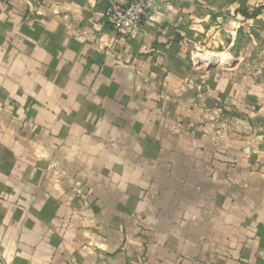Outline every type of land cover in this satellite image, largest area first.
<instances>
[{
  "label": "crops",
  "instance_id": "1",
  "mask_svg": "<svg viewBox=\"0 0 264 264\" xmlns=\"http://www.w3.org/2000/svg\"><path fill=\"white\" fill-rule=\"evenodd\" d=\"M104 8L0 0V264H264V0Z\"/></svg>",
  "mask_w": 264,
  "mask_h": 264
},
{
  "label": "built area",
  "instance_id": "2",
  "mask_svg": "<svg viewBox=\"0 0 264 264\" xmlns=\"http://www.w3.org/2000/svg\"><path fill=\"white\" fill-rule=\"evenodd\" d=\"M105 3L104 21L115 32L123 33L138 26L147 18L151 0H102Z\"/></svg>",
  "mask_w": 264,
  "mask_h": 264
},
{
  "label": "rangeland",
  "instance_id": "3",
  "mask_svg": "<svg viewBox=\"0 0 264 264\" xmlns=\"http://www.w3.org/2000/svg\"><path fill=\"white\" fill-rule=\"evenodd\" d=\"M240 25L236 24H231V25H227L225 26V34H226V42H222L219 44H214L212 43L211 45L208 46H200V47H195V51L193 53V63L195 64V66H199V67H204V68H215V67H221V68H227L230 66H233L237 63L238 61V52L241 48H244V44H242L243 42H237V45H235L234 47H230L228 46V44L230 43V35L232 32H235V30L238 29ZM234 34V33H232ZM229 35V36H228ZM220 52H224L225 54L228 55V60L226 63H219V62H214L216 60H218V54L216 53H220ZM207 55V59L210 60V63H206L204 61H197L196 60V56L198 55ZM224 56V54L220 55V58L223 59L222 57ZM213 60V62H212ZM240 60V59H239Z\"/></svg>",
  "mask_w": 264,
  "mask_h": 264
},
{
  "label": "bare ground",
  "instance_id": "4",
  "mask_svg": "<svg viewBox=\"0 0 264 264\" xmlns=\"http://www.w3.org/2000/svg\"><path fill=\"white\" fill-rule=\"evenodd\" d=\"M216 54H218L219 56H218V60L219 61H215V62H219V63H226L227 62V60H228V55L227 54H224V53H216ZM222 54H224V56L222 57L223 59H221L220 58V55H222ZM200 55H198V56H196V60L197 61H199V62H201V61H204V62H206V63H210L209 61H207V60H201L200 58Z\"/></svg>",
  "mask_w": 264,
  "mask_h": 264
}]
</instances>
